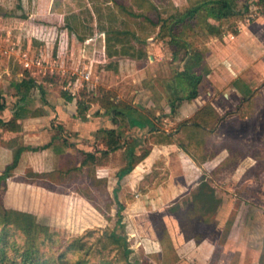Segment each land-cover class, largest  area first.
<instances>
[{
	"label": "rangeland",
	"instance_id": "1",
	"mask_svg": "<svg viewBox=\"0 0 264 264\" xmlns=\"http://www.w3.org/2000/svg\"><path fill=\"white\" fill-rule=\"evenodd\" d=\"M201 1L0 0V212L49 227L38 249L48 264H264V55L248 66L235 43L264 4L234 0L230 20L201 11L175 23ZM192 49L204 62L190 68ZM185 71L204 73L199 107L176 101ZM30 80L23 100L17 86ZM108 94L162 116L161 131L114 123ZM206 106L215 115H199ZM112 129L141 143L143 161L121 180L128 146L104 153ZM84 151L96 156L87 166Z\"/></svg>",
	"mask_w": 264,
	"mask_h": 264
},
{
	"label": "trees",
	"instance_id": "2",
	"mask_svg": "<svg viewBox=\"0 0 264 264\" xmlns=\"http://www.w3.org/2000/svg\"><path fill=\"white\" fill-rule=\"evenodd\" d=\"M259 3L261 5L264 4V0H260ZM201 11H206L210 18L216 20L227 21L238 15L234 0H202L197 5L189 9L186 13L180 14V16L177 18H172L174 19L175 23H180L190 19ZM209 32L215 36H220L222 33L218 28L212 25H209ZM173 40L175 42L178 40V38L174 36ZM186 46L191 48L190 44H187ZM203 62L204 53L202 50L192 49L190 68L202 64ZM203 78L204 73L189 71L183 72L180 76V79L181 81H184L183 83L186 87L187 95L183 98L177 99L176 101L182 104L185 101L190 102L196 100L199 97V87ZM33 83V80L23 81L22 84L17 86L21 92L20 94H22L23 100L26 98V95L20 88H30L33 86ZM73 100V96H68V101L72 102ZM176 101H174L171 105L172 114H175ZM101 103L103 108L106 110L105 115L110 117L116 124L119 122L120 118H125L130 124V127L133 129L136 128L139 130H147L149 134L161 131L157 121L160 122V120L163 118L162 116L156 120L152 119L143 114L138 107L130 105L122 100H114L113 97H111V94L103 97L101 99ZM5 109L6 105L5 103L1 102L0 97V111H4ZM204 113L208 116L211 115L207 109H204ZM205 121H208V118ZM196 125L200 126L201 124ZM109 134H111V138L107 144V150L104 152L106 155L116 153L128 146V165L119 173V179L121 180L128 174L132 173L134 169L141 163V161H143V159L139 158L135 152V146H138L141 143L137 139L135 141L136 145H127L126 143H123L121 136L117 134L115 129L110 130ZM47 148L48 146L44 147V149ZM83 155L85 156L83 161L84 166L93 163L96 159V156L88 151H84ZM115 191L118 193L119 189H116ZM119 208L121 212L125 209L124 205L120 202ZM0 225H5L0 233V264H48L45 254L41 255L40 251H38L39 241L43 238V236H45V238L49 237L50 240L54 238V234H51L48 226L38 223L36 217L31 213L9 209H5L3 212H0ZM9 230L13 231L14 233L22 232V234L27 238L24 242L25 244L22 246H17V242L10 241L5 236V233H9ZM45 238L44 240H46ZM74 247L75 244H72L70 249H73ZM85 248H87L85 244L81 245L82 250L86 251ZM130 253L131 250L125 246V255L127 259L129 258ZM19 256L21 257V260L17 259Z\"/></svg>",
	"mask_w": 264,
	"mask_h": 264
},
{
	"label": "crops",
	"instance_id": "3",
	"mask_svg": "<svg viewBox=\"0 0 264 264\" xmlns=\"http://www.w3.org/2000/svg\"><path fill=\"white\" fill-rule=\"evenodd\" d=\"M263 27H264V15L262 17H260L258 20L254 21L248 25L243 26V29H241V31L236 34L235 43H236L237 47L238 46L241 47V45H244L245 48L248 49V51H250L249 53L251 54V56H250V58L248 57V64L249 63L250 64L248 66L253 64L250 62L251 60L255 59L256 61H258V59L260 58V55H264V29H263ZM260 62H261L260 66L262 68H264V59H261ZM200 96H201V93L199 92V97L196 100L190 101V102L185 101L182 103V106L187 104L188 106L192 107L193 104L196 102L203 105L201 103ZM196 107H199V106H197V103H196ZM192 109L197 114V112H199L200 108H194L193 107ZM204 109H207V111H209L211 116L215 115V111L210 106H206V107L201 108L199 115L204 114ZM139 110H141V108H139ZM165 118L166 119L173 118L172 117V111L170 112V114L167 113L165 115ZM179 227H180V224H179Z\"/></svg>",
	"mask_w": 264,
	"mask_h": 264
},
{
	"label": "built area",
	"instance_id": "4",
	"mask_svg": "<svg viewBox=\"0 0 264 264\" xmlns=\"http://www.w3.org/2000/svg\"><path fill=\"white\" fill-rule=\"evenodd\" d=\"M85 80H87V81L90 80V74H87V75L85 76Z\"/></svg>",
	"mask_w": 264,
	"mask_h": 264
}]
</instances>
